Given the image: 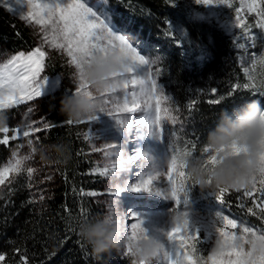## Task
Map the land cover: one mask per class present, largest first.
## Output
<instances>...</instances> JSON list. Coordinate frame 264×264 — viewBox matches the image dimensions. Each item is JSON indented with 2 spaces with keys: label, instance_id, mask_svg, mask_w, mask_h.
Wrapping results in <instances>:
<instances>
[{
  "label": "trees",
  "instance_id": "obj_1",
  "mask_svg": "<svg viewBox=\"0 0 264 264\" xmlns=\"http://www.w3.org/2000/svg\"><path fill=\"white\" fill-rule=\"evenodd\" d=\"M103 4L111 14L114 29L140 42L141 54L157 61L152 68L153 75L173 97V108H179L175 114L185 131L177 141L171 133L179 131L181 123L169 127L166 144L184 147L188 142H196V155H199L208 131L215 126L222 111L231 113L251 100L264 105V98L251 88H240L228 96L234 84L251 83L238 57L236 35L225 32L213 21H194L182 0H103ZM36 46L30 27L0 7V47L16 54L29 53ZM201 46L206 50L203 60L198 59ZM251 52L254 57L264 52L259 38L254 39ZM44 67L42 75L57 82L54 90L49 88L45 96L35 100L44 98L42 114L53 127L30 137H39V145H65L69 159L64 164L51 163L55 181L41 199L33 192L31 179L23 171L0 186V254L6 256L3 264H130L128 257L113 252L99 261L94 260L77 235L82 210L88 218L104 213L103 197L109 173L100 176L95 172L105 166L93 158L92 136L86 127L89 122L68 125L60 115L61 97L75 88L66 80L63 61L48 57ZM157 69H160L158 76ZM255 70L259 80L258 65ZM221 96L224 97L221 104L209 103ZM193 100L196 103L189 107ZM28 102L4 110L9 137L13 134L12 128L20 129L19 110ZM24 139L21 135L15 141L10 139L7 145L0 144V167L8 160L13 145ZM187 201V210L194 218L210 219L215 211H221L238 223L264 229V219L258 210L255 215L248 213L247 208L253 207L250 200L237 199L234 191L221 204L215 199V191H201L192 186L187 191ZM203 247L208 249L206 244Z\"/></svg>",
  "mask_w": 264,
  "mask_h": 264
},
{
  "label": "snow or ice",
  "instance_id": "obj_2",
  "mask_svg": "<svg viewBox=\"0 0 264 264\" xmlns=\"http://www.w3.org/2000/svg\"><path fill=\"white\" fill-rule=\"evenodd\" d=\"M23 2L28 11L21 18L38 25L45 45L65 54L69 65L75 70L81 68V60L85 57H107L115 54L122 60L123 71L116 73L113 79L118 83V90H125L124 96L123 98L117 96L116 89L105 92L102 94V104L106 115L114 121L116 133L124 139L123 142L116 139L94 151H103L106 157H118L120 174L130 171L126 165H134L140 169L136 173L139 178L134 183L130 177L126 179L123 186H117L115 196L119 197L122 191L153 193L173 202L169 210L172 217L171 227L159 234L163 240L158 239L157 261L162 257L164 264H264V229L258 230L238 223L234 218L222 214L221 211H215L210 219L204 218L203 223L207 225L204 230L198 227L190 228L187 191L189 187L195 185L190 183L191 178L187 175L186 165L182 163V159L190 156L199 157L203 160L204 166L215 167L219 163L217 159L219 152L225 149L221 148L217 152L210 153V150L204 146L199 155H196V142H188L184 147H174L170 143H165L163 121H170L173 125L181 123L180 130H173L171 133L177 141L180 134L185 131L180 117L175 114L179 108H173V97L166 92L165 86L154 78L152 66L157 61L146 58L125 35L114 31L111 14L104 6L103 0H96L95 5L89 0H23ZM195 3L207 8L233 7L232 0H195ZM241 3L246 7L248 15L257 17L256 27L264 29V0H241ZM235 11L239 14L243 8L237 7ZM235 27L242 29L245 35L250 31L247 23L239 15L236 17ZM46 55L45 50L37 47L26 56L21 53L14 57L9 64H5L0 69V115L5 120L7 116L4 110L45 96L44 89L49 78L46 76L41 78L40 74L45 66ZM205 56L206 50L201 46L198 59L203 60ZM257 65L259 66V82L257 83V77L253 76L251 83L234 84L228 93L229 97L240 88H251L264 98V52L253 58V68L255 69ZM159 74L160 69H157L155 75ZM130 86L133 90L129 93ZM137 87L139 91L135 90ZM87 89L88 85L81 82L70 93H84L91 99V93L87 92ZM212 91L215 94L216 90ZM67 94L69 93L65 95ZM223 100L224 97L221 96L219 99L209 100V103L219 105ZM195 103V100L191 101L189 107ZM236 109L238 108L233 110ZM138 110L145 111V115L140 118H128L124 115L135 114ZM29 111L32 109L30 108ZM97 117L88 122L96 121ZM41 123L42 127H33L32 124H28L27 130L22 132L19 128H12L11 137L8 135L10 131L8 126L0 128V134H3L0 144L7 145L10 139L15 141L21 135L27 138L34 133L47 131L53 127L47 121ZM67 124L71 125L73 122L67 120ZM133 127L136 131L135 137L131 135ZM36 139L39 141V137ZM27 144L31 146L33 153L36 152L33 139H28ZM160 145H163L167 152H171L166 170L145 173L143 162H150L155 167L156 159L153 151ZM22 146L18 145V147ZM258 147L257 171L249 185L238 188H219L215 190V199L223 204L226 195L234 191L237 199L250 200L253 207L247 208L248 213L255 215L258 210L260 218L264 219V137L258 142ZM229 151L233 155H239L247 149L232 144L229 146ZM125 155H127L126 161ZM29 158L30 156H20L13 152L12 160L6 166L0 167V185L8 181L11 173L19 174ZM33 171V168H27L29 176ZM110 171L113 175L117 174L116 164H113L111 169L105 167L95 170L100 176H105ZM161 176L166 179V185L157 182ZM89 195H95V193H89ZM81 217L82 220L88 219L87 213L83 210ZM128 219L130 223L126 232L129 243L123 249L126 257L131 255L132 244L141 234L145 239L149 236L143 226L144 220L138 213L129 212ZM250 238L251 243H249ZM256 241L261 242L259 251L256 249ZM205 244L211 245L210 250L203 247ZM5 260L6 256L0 254V264H3Z\"/></svg>",
  "mask_w": 264,
  "mask_h": 264
},
{
  "label": "clouds",
  "instance_id": "obj_3",
  "mask_svg": "<svg viewBox=\"0 0 264 264\" xmlns=\"http://www.w3.org/2000/svg\"><path fill=\"white\" fill-rule=\"evenodd\" d=\"M123 71V62L118 55L107 57L92 56L81 60V68L75 70V84L81 82L88 85L87 94L69 93L61 97L60 115L73 123L88 121L98 115H106L102 104V94L118 90V83L113 77ZM264 105L251 100L231 113L222 111L213 128L205 138V146L210 153L219 152V163L204 166L199 157L182 159L186 165L190 183L201 191H215L219 188H238L249 185L257 171L258 142L264 137ZM110 118V117H109ZM6 126L5 118L0 115V128ZM236 144L246 147V152L233 155L229 146ZM39 157L52 164H64L69 159L65 145H35ZM210 181V182H209ZM126 212L119 201L106 206L104 213L81 220L77 225V235L89 249L96 261L112 252L124 249L129 243L125 230ZM251 238L249 243H251ZM261 242L256 241V249L260 250ZM159 257L158 239L154 236L143 238V234L132 244V253L128 256L130 264H154Z\"/></svg>",
  "mask_w": 264,
  "mask_h": 264
},
{
  "label": "rangeland",
  "instance_id": "obj_4",
  "mask_svg": "<svg viewBox=\"0 0 264 264\" xmlns=\"http://www.w3.org/2000/svg\"><path fill=\"white\" fill-rule=\"evenodd\" d=\"M89 2L95 5L96 0H89ZM182 3L189 9L191 18L197 22H209L213 21L217 23V25L222 28L225 32L229 34H235L236 39L238 41V56L240 59V63L245 75L248 79L252 82L251 77L256 76L255 69L253 68V54L251 52L254 39L259 38L262 47H264V29H259L256 27V19L255 15H248L247 9L241 3V0H232L233 7H215V8H207L203 5H197L195 0H182ZM0 7L4 9L7 13L11 14L15 18L19 19L23 23L27 24L33 32V37L36 43V48L40 47L42 50H45L47 55L45 60L48 57L51 58H58L63 61L64 66L66 67L64 72L67 74L66 80L68 84L76 86L75 84V69L74 67L70 66L68 63V57L65 54H62L60 51H54L50 46L45 45L43 41V34L41 33L39 26L32 23L30 20L22 19L21 17L27 13L28 8L24 4L23 0H0ZM237 7L243 8L239 14L235 11ZM237 15L240 16L242 20L247 23V27L250 31H248L247 35L245 32L240 29L236 28V17ZM112 23V22H111ZM114 27V26H113ZM117 34L125 35L121 30L114 29ZM126 38L129 39L134 46L137 47V50L140 52L141 43L129 38L128 35H125ZM35 48V49H36ZM23 53L25 56L29 53L26 52H19L16 54H10L5 52L0 47V69L4 67L5 64H9L10 61L13 60L14 57ZM146 58L150 60H154V58L150 56L144 55ZM154 66V65H153ZM152 66V68H153ZM46 68L44 67L43 71ZM63 72V74H64ZM41 78L45 77L40 74ZM64 76V75H63ZM155 78V77H154ZM57 82L56 79L49 78L48 82L46 83L44 92L47 91L49 88L50 90H54L55 83ZM257 83L259 80L257 79ZM133 89L131 86L129 87V93ZM139 91L137 87L135 89ZM124 89H119L116 93L117 96L123 98L124 96ZM43 100H35L30 101L26 105L22 106L19 110L20 113V129H26L28 124H32L33 127H42V121H45V118L42 114L43 108ZM32 111H29V109ZM128 116V118H140L145 115V111L138 110L135 114H124ZM114 121L112 118L107 115H98L96 121L89 122L86 124L87 130L91 133L92 136V145L91 150L94 152L93 158L96 162L102 166L108 167L109 169L112 168L113 164H116L117 174L113 175L110 171L108 174V178L106 180V196L103 197V206L106 209V206L113 202L119 201L123 210L127 213L124 218L125 230H128V225L130 220L128 219L129 212L138 213L141 218L144 220V228L147 230L148 235L154 236L159 240H163V237L159 234L168 230L171 227L172 217L170 213V209L172 208L173 202L170 199L165 198L164 196H157L153 193H136L131 191H122L118 196H115L114 193L117 189V186H123L124 181L131 178L132 182L134 183L139 177L136 175L137 169L134 165H126L130 171H125L124 173H119V164H118V157L111 156L106 157L103 151H94V149H101L104 147L106 143L113 142L116 139H119L123 142L124 137L118 136L113 126ZM164 126V139L166 141V133L167 136L170 135L169 127H172L173 124L170 121H163ZM127 131V129L125 130ZM131 135L135 137L136 131L135 127L132 129ZM28 139H33L34 145H39L35 138H25L24 140L17 141L12 149L11 154L8 160L1 166H6L12 160L13 152L18 153L20 156H30V158L25 162V165L22 169L23 172L27 173V168H33V173L30 177L31 179V187L35 194L40 195L39 199L43 198L49 188L52 186V183L55 181V173L54 169L52 168L51 163H47L43 161L36 152L31 151V146L27 144ZM18 145H23L22 147H18ZM114 151V150H110ZM153 156L156 159L155 167L147 161H144L145 167L143 171L145 173L154 172L156 170L165 171L167 168V162L170 157L169 153L166 151V148L163 145L157 146L154 148ZM125 161L127 160V155L124 157ZM16 173L13 172L10 174L8 181L15 175ZM28 174V173H27ZM6 181L5 183H7ZM158 183H162L166 185V179L161 176ZM1 186V185H0ZM200 228L204 230L207 225L203 223V220L194 218L190 216V228ZM208 245V249L210 250L211 245ZM113 253L126 257L123 254V249ZM154 264H164V261L161 257L159 261H154Z\"/></svg>",
  "mask_w": 264,
  "mask_h": 264
}]
</instances>
